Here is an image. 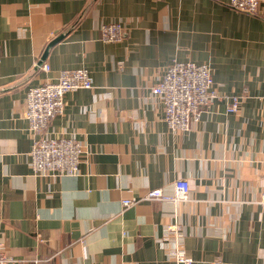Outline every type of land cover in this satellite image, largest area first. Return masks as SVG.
Here are the masks:
<instances>
[{"label": "crops", "instance_id": "1", "mask_svg": "<svg viewBox=\"0 0 264 264\" xmlns=\"http://www.w3.org/2000/svg\"><path fill=\"white\" fill-rule=\"evenodd\" d=\"M230 0H0V253L9 264H264V0L260 17ZM122 24L120 43L101 26ZM61 38L51 45L54 40ZM208 64L220 96L173 132L151 89L175 61ZM48 64L50 72L38 68ZM85 68L45 134L87 149L77 175L33 172L30 88ZM186 179L189 200L174 194ZM177 226L176 230L171 229Z\"/></svg>", "mask_w": 264, "mask_h": 264}, {"label": "built area", "instance_id": "2", "mask_svg": "<svg viewBox=\"0 0 264 264\" xmlns=\"http://www.w3.org/2000/svg\"><path fill=\"white\" fill-rule=\"evenodd\" d=\"M263 0H230L229 7L238 12L260 17ZM101 39L105 43L123 42L128 35L120 23L101 26ZM38 68L50 72L48 64H39ZM93 87L90 72L85 68L62 70L57 79L30 88L26 95L25 118L34 134L31 151L33 172L44 176L77 175L79 166L87 155V149L74 138H53L45 134L51 121L61 115L65 107L67 93ZM152 94L160 98L164 105V119L173 132L184 133L193 123L200 121L203 112L217 100L227 101V111L237 113L241 99L238 96H220L214 89L212 70L208 64L180 62L175 60L166 70L158 84L152 87ZM264 175V153L262 158ZM190 184L186 179H178L174 184V194H164L155 189L142 199L124 200L123 208L134 206L141 201H167L177 204L189 200ZM259 204L264 205V193ZM176 230L177 226L171 227ZM0 247L1 244H0ZM173 256L178 264H194L193 258L179 242L175 243ZM10 259L0 253V264H9ZM213 264H222L221 261Z\"/></svg>", "mask_w": 264, "mask_h": 264}, {"label": "water", "instance_id": "3", "mask_svg": "<svg viewBox=\"0 0 264 264\" xmlns=\"http://www.w3.org/2000/svg\"><path fill=\"white\" fill-rule=\"evenodd\" d=\"M60 39H61V38H58V39L54 40V42H52L51 45L55 44V43L58 42Z\"/></svg>", "mask_w": 264, "mask_h": 264}]
</instances>
